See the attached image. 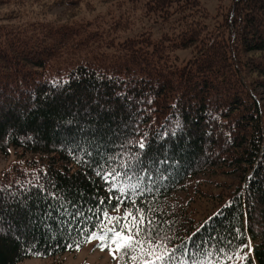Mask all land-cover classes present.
I'll return each instance as SVG.
<instances>
[{"label": "trees", "instance_id": "trees-1", "mask_svg": "<svg viewBox=\"0 0 264 264\" xmlns=\"http://www.w3.org/2000/svg\"><path fill=\"white\" fill-rule=\"evenodd\" d=\"M126 2L166 29L116 40L119 20L103 26L101 13ZM59 7L63 17L51 13ZM121 121L138 127L130 139L149 134L155 183L144 170L116 182L147 187L169 247L215 264L231 241L243 264H264V0H229L213 14L199 0H0V152L36 153L0 171V264L76 250L101 227L93 217L107 212L111 223L130 207L107 200L96 176V162L119 151ZM174 125L178 134L164 135ZM122 256L116 263L134 264Z\"/></svg>", "mask_w": 264, "mask_h": 264}, {"label": "snow or ice", "instance_id": "snow-or-ice-1", "mask_svg": "<svg viewBox=\"0 0 264 264\" xmlns=\"http://www.w3.org/2000/svg\"><path fill=\"white\" fill-rule=\"evenodd\" d=\"M61 82L57 81L53 84V88H60ZM121 100L127 99V107L131 108L133 103L132 97H126V94L117 93ZM130 115V119L133 117ZM71 123V121H69ZM123 131H118V136L124 137L121 143L114 145L119 151L114 154H108L107 152L101 157L99 162H96V167L102 170L96 173L97 178L103 179V186L105 192L108 193L107 200L116 201V208L119 209L122 204L129 205L125 207L123 215H114L110 217L111 223H108L109 216L107 212H104L96 217H93L101 225L97 228L95 225L86 233V237L89 241L97 240L101 250L105 248L109 249L113 259H116V253H122L121 259L126 258L128 261L134 262V264H213L212 258L209 255H204L202 258H197V255H186L189 249L183 244L178 246L169 247L172 243L171 238L163 235L162 229L164 222L158 223L159 214L155 213L153 209L147 207V202L144 200V196L147 194V187L140 183L135 185L117 183L116 181L120 178L135 177L136 172L141 171V176L144 175L145 171L149 174V180L147 183H155L151 180L150 174L151 169H148V165L153 163L151 158L144 159L143 154L146 153V149L149 146V134L144 133L139 136V139H130L125 136L128 133L129 128L132 131L129 133L130 136L135 137L139 131L135 125L124 123ZM177 131L170 132L165 130L164 135H177L179 126L174 125ZM81 132L84 128L80 129ZM160 133H156V139H160ZM125 145L129 146L127 149ZM138 149L140 155H137L133 150ZM120 161H124L123 164ZM159 163H167V160H159ZM89 171L92 170V166L88 165ZM110 168L111 170H106ZM20 189L24 194H29L32 190H36L40 196L47 199L51 196L55 199L54 194H48L43 184L30 185L29 188H25L24 184L17 182ZM7 191V190H5ZM117 192L118 195H114L113 192ZM139 193V196L136 194ZM19 192H13L12 196L16 199L19 198ZM105 200L100 198V206L103 207ZM6 206V205H0ZM79 216V213H76ZM35 223V220L31 221ZM70 227V226H69ZM85 234V233H81ZM18 243L22 237L17 235L14 237ZM23 243L27 244L26 239ZM73 245L68 244L67 247L71 248ZM231 241L220 247L215 255V264H243L239 257H247V252L243 250V246L233 253L231 251ZM79 248V245H76ZM180 248L183 251L177 255ZM27 251H34L29 248ZM202 251V250H201ZM40 254V253H36ZM184 257L181 260V257ZM120 264V261L117 262Z\"/></svg>", "mask_w": 264, "mask_h": 264}, {"label": "rangeland", "instance_id": "rangeland-1", "mask_svg": "<svg viewBox=\"0 0 264 264\" xmlns=\"http://www.w3.org/2000/svg\"><path fill=\"white\" fill-rule=\"evenodd\" d=\"M201 4L207 8L210 13H214L216 6L221 3L223 6L228 4L229 0H199ZM99 7L95 8V12L99 11ZM122 12L120 9H113V6H108V10L102 11L100 23L104 26L108 24V16L111 15L119 20V24L114 28H109L111 34L117 39H122L127 36H133L142 30H150L154 37L161 34L166 29L163 23L154 21L151 17H143L138 12H134L129 3L123 5ZM131 11V12H130ZM53 15L63 17L67 13L65 7H59ZM183 51H181V54ZM36 153H26L23 156H17L15 150L11 147L7 154L0 152V171L7 169L13 170V166L22 165L23 159L31 158ZM117 264L116 259L110 254L109 249L101 250L98 241L93 240L84 244L73 251H67L50 257H27L17 264Z\"/></svg>", "mask_w": 264, "mask_h": 264}]
</instances>
